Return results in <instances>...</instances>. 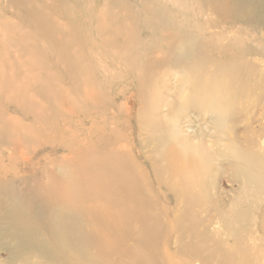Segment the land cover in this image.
Segmentation results:
<instances>
[{"label": "rangeland", "instance_id": "obj_1", "mask_svg": "<svg viewBox=\"0 0 264 264\" xmlns=\"http://www.w3.org/2000/svg\"><path fill=\"white\" fill-rule=\"evenodd\" d=\"M132 13L112 0H0V264L21 262L12 230L6 228L11 207L19 209L20 199L36 202L40 194L63 193L65 184H53L57 161L82 168L89 152L98 148L100 156L111 144L138 165L145 193L158 201L150 212L161 220V235L151 247L142 244L147 230L131 219L127 241L117 245L115 237L111 252L104 248L96 258L109 257L104 264H264V77L256 79L252 92L234 97L232 110L220 122L203 104L199 110L183 108L182 125L207 152L197 173L194 163L185 169L180 155L166 152L181 145L175 135L163 152L150 148L143 154L134 131L145 134L146 121L139 116L152 103L150 94L167 92L171 108L155 114L167 126L191 92L179 90L187 78L166 66L154 85L131 66L134 57L125 49L133 41L114 38L119 21ZM130 29L123 26L124 33ZM153 163H168L177 172L160 168L159 185ZM82 173L76 171L78 182ZM143 205L128 207L140 211ZM150 248L156 250L154 262L133 258L135 251L152 257ZM81 257L69 254L73 264Z\"/></svg>", "mask_w": 264, "mask_h": 264}, {"label": "bare ground", "instance_id": "obj_2", "mask_svg": "<svg viewBox=\"0 0 264 264\" xmlns=\"http://www.w3.org/2000/svg\"><path fill=\"white\" fill-rule=\"evenodd\" d=\"M112 1L123 10L129 6V11L133 12L129 20L119 21L114 38L133 41L131 47L125 49L126 54L134 57L131 66L146 75L148 85L157 83L155 76L166 66L187 78L182 80L179 90L191 92L184 106L175 103L179 111L166 121L167 126L156 117L162 109L171 108L166 101L167 92H146L153 98L152 103L144 105L145 110L139 116L146 121L145 134L134 131V139L144 154L150 148L163 152L168 137L175 135L181 145L178 150L170 147L166 152L180 155L185 169L188 163H194L197 173L206 162L207 152L202 141L195 144L191 134H187L189 128L182 125L180 113L184 107L199 110L198 106L203 104L205 112L220 122L225 113L232 110L234 97L257 87L256 79L264 77L261 65L264 62V0ZM183 17L185 20H179ZM124 25L131 27L128 33H124ZM144 32L148 33L146 37ZM145 64H149L148 70H144ZM163 87L166 88V84ZM138 91L139 95L141 87ZM177 99L175 97V101ZM93 150L94 153L86 155L82 168L65 159L57 161L59 175L55 176L53 184L56 187L65 184L63 193L56 190L45 196L40 194L36 202L20 199L17 201L21 203L19 209L11 207L6 228L12 230L13 249L22 255L20 264H35L37 260L46 264H73L69 254L74 259L82 256L79 264H104L109 257L96 258L95 253L104 248L111 252L109 247L114 248L115 237L117 245L122 244V239L127 241L131 232L126 226L131 219H138L147 230L142 244L151 247L152 241L160 238L161 220L150 212L158 201L145 193L147 189L138 165L130 162L118 145L104 148L100 156L95 154L98 148ZM153 165L156 175L160 168L177 172L168 163ZM76 171L83 172L79 182ZM157 180L161 185L159 175ZM132 183L136 186L132 187ZM132 202L144 205L138 211L128 207ZM189 208L191 212L192 207ZM96 209H100V214ZM194 224L195 220L191 219L192 229H196ZM177 225L187 226L185 221ZM2 230L5 232V227ZM120 234L124 237H119ZM190 249L195 254L200 253L199 248ZM150 253L152 257L135 251L133 258L152 263L156 260V250L150 248ZM217 262L214 260V264Z\"/></svg>", "mask_w": 264, "mask_h": 264}]
</instances>
